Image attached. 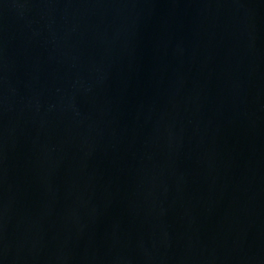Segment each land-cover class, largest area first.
<instances>
[{
    "label": "water",
    "instance_id": "water-1",
    "mask_svg": "<svg viewBox=\"0 0 264 264\" xmlns=\"http://www.w3.org/2000/svg\"><path fill=\"white\" fill-rule=\"evenodd\" d=\"M0 264H264V0H0Z\"/></svg>",
    "mask_w": 264,
    "mask_h": 264
}]
</instances>
